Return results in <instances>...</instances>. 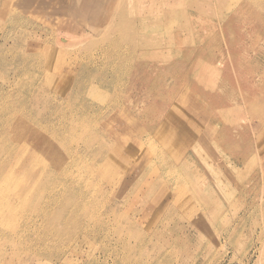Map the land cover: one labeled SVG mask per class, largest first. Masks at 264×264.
Segmentation results:
<instances>
[{"label":"rangeland","instance_id":"obj_1","mask_svg":"<svg viewBox=\"0 0 264 264\" xmlns=\"http://www.w3.org/2000/svg\"><path fill=\"white\" fill-rule=\"evenodd\" d=\"M144 1L0 0V264H264V0Z\"/></svg>","mask_w":264,"mask_h":264},{"label":"bare ground","instance_id":"obj_2","mask_svg":"<svg viewBox=\"0 0 264 264\" xmlns=\"http://www.w3.org/2000/svg\"><path fill=\"white\" fill-rule=\"evenodd\" d=\"M171 1H173V2H171ZM180 0H145L144 2L146 3L144 6H142L141 8H140V10H139V12L141 13V15H140V19H142L143 18V21H145V22H148V21H150L149 19H151V21H152V19H156V18H158V17H160V20H161V22H168V20H167V18L169 17V18H176V17H179L181 20H186V18H187V15H188V10H190V9H195V10H197V12L198 13H202V11H203V8L200 6V1H198V0H184L183 1V3H184V5L182 6V5H180V2H179ZM209 3H211V2H209ZM171 9H173V11L171 10ZM136 10V9H135ZM130 12H133L131 9H130ZM121 13V12H120ZM201 15V14H200ZM156 16V17H155ZM158 16V17H157ZM196 16H197V14H196ZM142 17V18H141ZM168 18V19H169ZM136 19V18H135ZM192 18L190 17L189 18V15H188V22H192ZM159 20H157V22H158ZM210 21V20H209ZM154 22V21H153ZM152 22V23H153ZM160 22V21H159ZM149 23V22H148ZM201 27V26H200ZM206 27V26H205ZM204 27V28H205ZM118 29H120V28H118ZM129 29H131V31H133L132 30V28H129ZM129 29H127V31L129 30ZM209 29V28H208ZM211 29V28H210ZM134 30H135V27H134ZM185 30H187L186 28H185ZM121 31V30H120ZM116 32V31H115ZM129 32V31H128ZM209 32V31H208ZM118 33H119V31H118ZM117 33V34H118ZM133 33V32H132ZM19 34H21V33H19ZM91 34V33H90ZM17 34H15V36H16ZM209 35V34H208ZM38 36V35H37ZM125 36H126V34H125ZM127 36H130L129 34L127 35ZM13 38H15V37H13ZM156 38V37H155ZM60 39V38H59ZM125 39H127V40H131L132 39V37H131V39H129V38H126L125 37ZM126 40V41H127ZM53 41V40H52ZM51 41V42H52ZM61 41V40H60ZM60 41H58V42H60ZM137 41V40H136ZM161 41V40H160ZM159 41V42H160ZM51 42H50V45H51ZM75 42V41H74ZM127 42H129V41H127ZM155 42V41H154ZM131 43V42H130ZM129 43V44H130ZM37 44H38V42H37ZM73 44V43H72ZM79 45V44H78ZM135 46V45H134ZM138 46V45H137ZM160 46V45H159ZM131 48L133 49V47L131 46ZM144 48V47H143ZM161 48V47H160ZM88 49V48H87ZM61 49H59V51H60ZM107 51H108V49H107ZM119 51V50H118ZM116 52V51H115ZM71 53V52H70ZM120 53V52H119ZM52 54V53H51ZM66 54H67V52H66ZM78 54V53H77ZM68 55V54H67ZM79 55H80V53H79ZM70 56H71V54H70ZM73 56V55H72ZM18 59V58H17ZM67 62V61H66ZM76 62V61H75ZM116 62V61H115ZM67 63H69V62H67ZM73 64V63H72ZM80 64V63H79ZM74 65V64H73ZM72 65V66H73ZM75 66H78V65H76L75 64ZM74 67V66H73ZM118 67V66H117ZM66 68V67H65ZM70 68V67H69ZM75 68V67H74ZM73 68V69H74ZM81 68V67H80ZM111 68V67H110ZM5 69H7V68H5ZM31 69H33V68H31ZM42 69V68H41ZM61 69H62V67H61ZM64 69V68H63ZM67 69V68H66ZM79 69V68H78ZM83 69V68H82ZM98 70V69H97ZM58 71V70H57ZM69 71H70V69H69ZM68 70H65L64 69V71H62V72H60L61 73V75H59L58 74V76L61 78L60 80H61V82H65V81H71V79L72 78H74L73 77V75L69 72ZM98 71H100V70H98ZM29 72V71H28ZM85 72V71H84ZM87 72V71H86ZM101 72V71H100ZM2 73H3V71H2ZM2 73L0 74V75H2ZM84 74V73H83ZM4 76V75H3ZM77 77V76H76ZM78 77H79V75H78ZM76 79V78H75ZM87 80H89V79H87ZM76 81V80H75ZM16 82V81H15ZM14 82V83H15ZM18 82H19V80H18ZM78 83V85H79V87H77V88H75V89H71L70 91H69V93H68V97H70V98H74V99H81V100H83V101H91L90 99H85V96H84V94H87V98L89 97L88 95H89V93L91 92L93 95H94V93H95V98H93V99H96L97 97H99V96H101V94H102V92H104L103 90H101V89H107V88H99V86H95L96 88H94L93 86L92 87H90V86H86V84L85 83H79V81L77 82ZM71 84V83H70ZM126 87V86H125ZM68 90V89H67ZM73 90V91H72ZM91 90V91H90ZM72 91V92H71ZM115 96H116V94H115ZM110 97V96H109ZM121 97V96H120ZM120 97H118L119 99H120ZM117 99V98H116ZM118 99V100H119ZM96 101H99L100 103H102L101 102V99L100 100H96ZM109 101H111V100H109ZM75 103H77V101L75 102ZM86 103H88V102H86ZM112 103V102H111ZM164 103V102H163ZM3 104V103H2ZM0 105V106H4V105H6L5 103H4V105ZM165 104V103H164ZM21 107V106H20ZM4 108H8V106L6 105V106H4ZM89 109V108H88ZM13 112H14V116L15 117H17V121L20 123V124H22V116H19V115H21V114H18V113H16L15 112V110H13ZM21 113V112H20ZM15 117H14V119H15ZM77 120L79 119V118H76ZM29 120V119H28ZM0 121H5V119L0 115ZM77 126H78V124H76ZM81 125V124H80ZM35 127V126H34ZM1 134V133H0ZM247 145V144H246ZM54 148H56V147H54ZM247 148V147H246ZM53 149V148H52ZM52 149H50V150H52ZM49 150V151H50ZM264 187V186H263ZM256 207V206H255ZM258 208H259V213L258 214H261V209H260V206H258ZM254 210V209H253ZM257 214V213H256ZM250 215H252V214H250ZM231 226V225H230ZM230 231V230H229ZM228 231V232H229ZM233 234V233H232ZM260 248H261V246L260 247H258V248H254V250L251 252V256H253V255H256V253L260 256V253H261V251H260ZM260 251V252H259ZM254 257H256V256H254Z\"/></svg>","mask_w":264,"mask_h":264}]
</instances>
